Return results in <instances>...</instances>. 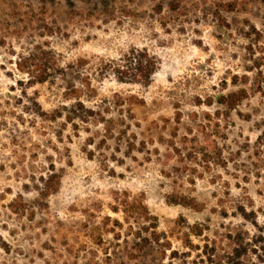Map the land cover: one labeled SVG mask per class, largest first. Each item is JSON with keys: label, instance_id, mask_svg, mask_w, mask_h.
Returning <instances> with one entry per match:
<instances>
[{"label": "rangeland", "instance_id": "obj_1", "mask_svg": "<svg viewBox=\"0 0 264 264\" xmlns=\"http://www.w3.org/2000/svg\"><path fill=\"white\" fill-rule=\"evenodd\" d=\"M173 2L0 0V264H264V0Z\"/></svg>", "mask_w": 264, "mask_h": 264}, {"label": "trees", "instance_id": "obj_2", "mask_svg": "<svg viewBox=\"0 0 264 264\" xmlns=\"http://www.w3.org/2000/svg\"><path fill=\"white\" fill-rule=\"evenodd\" d=\"M182 2V0H175L173 2L172 7L173 9H176L175 7L179 5ZM157 11L160 13L161 6L157 7ZM135 61L136 62V71L137 74L135 77H139L142 80H148L152 77V74L156 67V62L154 58H151L147 54L137 52L136 54H133V57L130 58L129 63ZM121 69V68H119ZM126 69L122 72V74H129L130 71H132V67L126 66ZM248 97V93L245 90H241L239 92L231 93L227 96H221L218 99V103L226 107L228 109H233L239 104L243 103ZM56 174L52 173L51 176L47 180H43V188L41 189L39 196L41 200H45L48 198L52 193H54L57 190V180H56ZM56 180V181H55ZM56 182V184H55ZM19 200L22 201V198L19 197ZM186 206L190 207H197L194 206V204L187 203L184 204ZM122 211L127 214V220L129 221L131 217L133 216L136 220H143L146 223H149L151 221V215L147 208V206L142 201L133 200L130 201L129 199L121 201L120 205ZM244 212V215L246 214L245 210H242ZM156 227L153 228L152 225L149 227H146L145 230L147 232L153 231L152 236L156 238V243L160 245V240L158 239L157 233H156ZM227 244L226 246H218L217 243L213 244H206L204 248L197 247V250L202 251V257H207L209 264H244L245 257L249 256L250 253L253 251L250 244L247 243L246 238L243 237L242 233H236L229 235L227 238ZM150 242L149 239H145V246L143 247V250L146 249V245ZM169 246V244H167ZM179 256L178 252H172L171 253V260H174ZM174 264V261H173Z\"/></svg>", "mask_w": 264, "mask_h": 264}]
</instances>
